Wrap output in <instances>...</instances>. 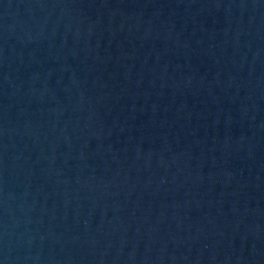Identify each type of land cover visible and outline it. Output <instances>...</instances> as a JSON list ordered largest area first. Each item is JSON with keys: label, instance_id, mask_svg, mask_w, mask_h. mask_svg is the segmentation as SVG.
Listing matches in <instances>:
<instances>
[{"label": "water", "instance_id": "obj_1", "mask_svg": "<svg viewBox=\"0 0 264 264\" xmlns=\"http://www.w3.org/2000/svg\"><path fill=\"white\" fill-rule=\"evenodd\" d=\"M0 264H264V0H0Z\"/></svg>", "mask_w": 264, "mask_h": 264}]
</instances>
